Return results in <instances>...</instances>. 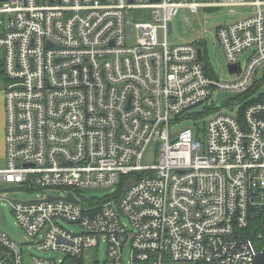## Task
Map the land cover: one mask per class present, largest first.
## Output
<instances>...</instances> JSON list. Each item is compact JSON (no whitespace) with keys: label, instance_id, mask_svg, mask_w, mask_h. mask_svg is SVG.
I'll return each instance as SVG.
<instances>
[{"label":"built area","instance_id":"2783aa9c","mask_svg":"<svg viewBox=\"0 0 264 264\" xmlns=\"http://www.w3.org/2000/svg\"><path fill=\"white\" fill-rule=\"evenodd\" d=\"M207 7L252 10L215 29L227 65L237 67L233 80L205 69L201 41L167 42L179 9ZM134 9L151 10L152 20L134 25L128 46L125 14ZM0 51V181L62 192L27 202L0 196L26 240L0 229V264H27L26 256L29 264H56L24 253L26 244L75 264L101 241L104 264H122L126 247L129 264L253 263L264 249V94L243 106L234 99L264 86V77L253 82L264 68V0L0 1ZM248 51L240 70L237 59ZM220 93L233 95L220 102L239 108L237 116L215 110L202 127L176 130ZM151 142L157 155L143 166ZM116 187L102 201L81 197L83 189Z\"/></svg>","mask_w":264,"mask_h":264},{"label":"rangeland","instance_id":"374dc122","mask_svg":"<svg viewBox=\"0 0 264 264\" xmlns=\"http://www.w3.org/2000/svg\"><path fill=\"white\" fill-rule=\"evenodd\" d=\"M251 9L249 7H228L221 8L213 13H206L203 10H199L198 13H192L187 8H181L178 10L176 16L171 20L172 32L167 36V42L171 45L181 44H197L199 41L205 40L206 44L201 45L203 52L202 64L205 69H211L210 73L220 81L233 80L235 76H230L228 72V65L224 57L223 51L220 48L217 39L215 37V29L217 27L234 23L242 18L250 15ZM152 20V12L149 9H134L125 14V30L124 37L125 42L128 46H132L136 40V31L134 25L142 22H150ZM162 40L161 31L158 32V41ZM252 51L243 52L237 59V63L240 70H243L247 59L251 56ZM3 53L0 51V58ZM264 77V68L258 69V72L254 76V85L260 83ZM264 94V86L256 89L250 97H242L237 95L234 101L241 102V106L249 103L252 100L257 99L260 95ZM0 102L4 110V93L3 86L0 82ZM212 108L210 113H203V116H199L198 113L204 111L206 107ZM225 103L216 101L215 95L212 99L202 106L190 110L186 114V120H183L179 125L176 126V130H180L185 127L193 128L194 126L202 127L203 122L206 121L210 116L214 114L215 110L224 109L228 114L238 115L239 108H233L228 110ZM5 130V120H4ZM4 133V132H3ZM5 134V133H4ZM4 144V156H0V170L6 167L5 162V143ZM157 155V145L151 142L143 151L141 164L143 166H152L154 164ZM119 193V188L116 187L113 191L108 193H83L81 194L82 199L91 201H102L106 197L116 196ZM50 194L51 196H61L60 190H51L45 192L37 187L33 186H21L6 184L0 181V196L5 197L12 201H33L42 199L44 195ZM4 210V216L6 219V225L10 231L23 235V231L17 225L14 215L8 204L1 205ZM122 222L128 227L127 220L123 219ZM60 224L67 229L75 233L79 232V228L75 225H71L67 222L60 221ZM23 251L26 254H30L40 258H51L54 259L56 264H70L66 261V257L59 252H40L32 244H26L23 247ZM129 247H126L122 253L121 261L122 264H129ZM79 264H104L107 260V248L104 241H101L97 247L86 249L81 259H78Z\"/></svg>","mask_w":264,"mask_h":264},{"label":"water","instance_id":"95a60500","mask_svg":"<svg viewBox=\"0 0 264 264\" xmlns=\"http://www.w3.org/2000/svg\"><path fill=\"white\" fill-rule=\"evenodd\" d=\"M0 1H6V0H0ZM155 2H158L159 0H154ZM221 8H217V7H207V8H203L202 10L206 13H213L217 10H219ZM168 30L169 32L171 33L172 32V29H171V24L168 25ZM201 44H206V41L205 40H202L201 41ZM201 49H198V57L201 58ZM236 66H228V71L230 74H233L236 72ZM233 97L232 94H218L216 95V100L217 101H221L225 98H231ZM129 185V184H128ZM105 191H108V190H82L83 193H104ZM49 199H52L49 197ZM66 201H70V202H75L74 198L72 197V195H68V197L65 199ZM119 212L121 214V211L119 209ZM0 229H2L4 232H6L11 238H13L14 240H16L18 243L20 244H25L26 243V240L20 235V234H16L12 231H10V229L7 227L6 225V219H5V216H4V210L2 207H0ZM25 262L27 264H29V258L28 256L25 257ZM252 264H264V249L261 250L257 256L255 257L254 261Z\"/></svg>","mask_w":264,"mask_h":264},{"label":"crops","instance_id":"0c3cea01","mask_svg":"<svg viewBox=\"0 0 264 264\" xmlns=\"http://www.w3.org/2000/svg\"><path fill=\"white\" fill-rule=\"evenodd\" d=\"M4 110L2 107V104L0 102V156H4V144H3V139H4Z\"/></svg>","mask_w":264,"mask_h":264},{"label":"trees","instance_id":"16d2710c","mask_svg":"<svg viewBox=\"0 0 264 264\" xmlns=\"http://www.w3.org/2000/svg\"><path fill=\"white\" fill-rule=\"evenodd\" d=\"M207 70H211V69H207ZM264 248V246L261 248V249H263ZM79 260H74L73 262L75 263V264H79V262H78Z\"/></svg>","mask_w":264,"mask_h":264}]
</instances>
